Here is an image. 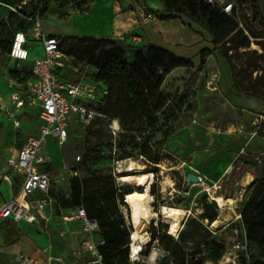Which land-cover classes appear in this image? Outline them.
Wrapping results in <instances>:
<instances>
[{"label": "rangeland", "instance_id": "rangeland-1", "mask_svg": "<svg viewBox=\"0 0 264 264\" xmlns=\"http://www.w3.org/2000/svg\"><path fill=\"white\" fill-rule=\"evenodd\" d=\"M40 1L24 0L22 7H25L27 15H31L34 8L40 7ZM165 1L171 9L173 3L170 0ZM230 1L238 7L236 17L213 23L218 46H214L213 36L200 20H193L174 11L168 12L163 0L134 2L135 17L138 23H144L138 33L145 39L144 44L130 45L122 42L120 38L129 33L127 29L113 35L112 39L125 49L128 62L133 61L137 51L146 52L149 45L167 49L189 62L188 66L170 72L162 84L164 94L172 101V115L168 121L161 119V124L165 123L162 131L150 141L153 152L161 159L157 167H148L142 158L135 160L138 149H128L132 157L117 162L121 155L119 148H114L111 153L105 145L112 141L114 146H118L121 132L116 136L110 132L109 119L101 116L91 104L88 106H92L90 109L96 114L89 121H80L74 117L64 145L59 147L56 141L49 140L53 152L64 161V170L70 171L72 167H78L80 174H86V170L81 166L83 159L102 157L98 164L91 166V170L114 173V178L120 185H125L122 177L128 176V173L124 172L123 168L119 169L118 163L125 167L128 162H136L144 168L143 172L129 176L153 174L149 187L151 216L142 233L143 251L144 245L149 241L150 226L166 223L163 207L186 211L188 216L183 223L184 228L187 220L197 218L203 211L204 203L208 202L215 203L218 208V226H210V229L213 238L225 245L226 253L217 263L205 264H250L253 251L247 245L240 214L252 191L251 183L260 179L264 172V161H259L257 165L251 163L252 158L259 159L264 156V51L258 44L260 42H257L264 41V20L258 10L257 0H244L248 13L243 10L239 0ZM99 2L86 0L82 10L74 0H64L61 5L51 2L48 11L42 16L45 32L59 36L65 45L66 37L73 34L80 35L79 37L106 38L93 35L97 32L106 34L114 20V13L109 0H105L106 3L103 4L105 9L98 12ZM262 5L264 7V0ZM91 6L92 11L89 13ZM84 13H87V17L82 15ZM142 14H153L157 21L145 22ZM72 15L80 17L73 20L69 18ZM26 21L27 29L30 30L32 23L28 19ZM234 26L244 29L250 40L248 48L228 52L236 66L235 73L224 54L229 46L226 44V36ZM29 50L31 58L44 54L41 44H30ZM205 50L208 55L203 59L201 52ZM30 67V62L17 66L7 55L0 53V165L28 136L37 131L39 125L37 107L22 108L15 119L4 110L15 112L11 101L14 92L10 87L11 72ZM73 68L74 78L86 75L91 79L93 73H96L95 69L81 61L73 64ZM15 120L19 122V126ZM241 154L248 156L246 161L249 165L260 171L258 175L245 172L241 177L238 176L239 181H236L230 178V173ZM47 170L50 172L51 168L48 167ZM51 174V191L55 198L53 206L59 209L61 200L69 195L68 183L72 175ZM189 174H196L201 178V183L186 187ZM131 186L145 192L135 184ZM10 190L16 192L18 187H0V205L9 201ZM182 194L187 196L182 197L184 202L179 205L177 201ZM34 195L40 198L38 192ZM214 196L232 198L234 201L221 209L212 199ZM124 200L127 203L126 197ZM127 208L128 211L125 208L123 211L131 223L128 203ZM60 220L62 222V219ZM4 225L5 223L0 222V228ZM130 228L133 231V226ZM152 252L156 253L155 262L150 261ZM165 254L163 247L156 242L139 264H158Z\"/></svg>", "mask_w": 264, "mask_h": 264}, {"label": "trees", "instance_id": "trees-1", "mask_svg": "<svg viewBox=\"0 0 264 264\" xmlns=\"http://www.w3.org/2000/svg\"><path fill=\"white\" fill-rule=\"evenodd\" d=\"M74 1L81 10L86 4V0ZM133 1L137 2V0ZM170 1L173 3L171 9L168 8L167 1L163 0L168 12L174 11L193 20H200L204 28L213 36L214 46H218L213 23L227 20L231 16L215 9L204 0ZM257 1L258 10L264 20L263 0ZM23 2L24 0H0V53L7 55L10 60L15 33L29 31L26 19L29 20L38 12L42 18L51 2L61 5L64 0H41L40 7L34 8L31 15H27L25 7H22ZM12 8L16 9V12ZM66 38V45L61 38L60 40L64 51L73 58L72 64L76 65L81 61L95 69L96 73H93L90 78L103 83L108 89L103 103L94 105L95 107L91 106L96 108L101 116L108 118L111 125L113 121L119 124L120 130L117 133L121 132V138L118 146H114L113 142L109 141L105 145L106 148L111 153L114 148H119L121 155L117 158V162L132 157L128 149H138L139 153L135 160L142 158L148 167H157L161 159L153 152L150 141L162 131L165 123L161 124V119L168 121L172 115V101H169L164 94L162 84L170 72L188 66L189 62L155 45H149L146 52L137 51L133 61L128 62L125 49L112 38L79 36ZM226 39V44L229 46L224 54L235 73L236 66L233 64L232 57L228 56V52L248 48L249 36L244 33V29L234 26ZM257 42H260L258 44L264 51V41ZM207 55L208 51L201 52L203 59ZM12 62L17 66L23 64ZM31 76V67L11 72V80L22 87ZM111 125L110 132H112ZM247 158L248 156L244 154L239 155V161L230 173V178L239 181V177L245 172L258 175L260 170L255 169L254 166L251 167L246 161ZM101 159L102 157L84 158L81 166L87 173L83 175L80 174L78 167L70 169L72 177L68 183L69 195L61 200L59 209L72 211L83 207L87 216L99 224L100 236L104 241V244L99 247L103 263L116 264L115 256H119L120 261L127 264V262L130 263L129 245L132 224L122 213L121 207L128 211L124 197L132 193H144V191L133 188L132 184L120 185L112 172L92 171L91 166L98 164ZM257 159L252 158L251 163L257 165L259 161H264V156ZM75 172L77 175H74ZM250 187L252 191L241 211V221L246 233L247 245L253 251L250 264H264V172L260 179L251 183ZM49 195L52 200H55L51 190ZM177 202L179 205L184 202L182 196ZM218 215L215 203L205 202L202 213L197 218L187 220L177 239L168 234V224L151 225L149 241L144 245L143 256L149 254L151 248L158 242L166 253L158 264L217 263L226 253L225 245L213 238L210 229Z\"/></svg>", "mask_w": 264, "mask_h": 264}, {"label": "built area", "instance_id": "built-area-1", "mask_svg": "<svg viewBox=\"0 0 264 264\" xmlns=\"http://www.w3.org/2000/svg\"><path fill=\"white\" fill-rule=\"evenodd\" d=\"M204 1L226 15L236 17L238 7L230 0ZM239 1L243 10L248 13L244 0ZM12 10L16 12V9L12 8ZM143 17L145 22L157 21L153 14H143ZM29 20L33 24L29 31L15 33L10 58L17 63L30 62L32 76L24 87L13 80L10 81V87L14 90L11 101L15 112L3 109L15 119L22 108L37 107L40 125L38 134L29 136L22 147L6 159L5 165L0 170V179L9 184L12 183V177L3 173L5 171L24 177L18 195L0 207V218L33 223L37 220V214L53 203L49 195L52 186L50 173L40 170V167L49 161L43 154L48 141L54 139L59 147L64 145L73 118L76 117L80 121L91 120L96 112L88 105L103 103L108 89L103 83L89 79L86 75L74 78L73 58L64 51L60 37L45 32L40 12ZM130 39L137 40L133 37ZM30 44H41L44 54L41 57L31 58ZM15 123L19 126L18 121L15 120ZM111 130L116 136L120 130L117 121H113ZM74 175L77 173L75 172ZM36 191H40L43 197L34 198L33 194ZM62 220L64 223L79 226V242L73 253L75 258L78 260L85 258L84 264H104L103 257L99 253V247L104 241L100 236L98 222L90 219L83 207L63 215ZM142 253L143 245L139 243L137 250H134L131 241L130 263L139 264L143 258ZM33 263H35L34 259H21V264Z\"/></svg>", "mask_w": 264, "mask_h": 264}, {"label": "crops", "instance_id": "crops-1", "mask_svg": "<svg viewBox=\"0 0 264 264\" xmlns=\"http://www.w3.org/2000/svg\"><path fill=\"white\" fill-rule=\"evenodd\" d=\"M98 1L100 2L98 3L99 6L97 5V11L102 12L105 9V5L103 4L106 2L105 0H96V2ZM109 1L113 8L114 16L112 17H114V20L111 22L108 30H106L107 32L104 31L106 34L97 32L93 36L101 35L102 37L113 38V35L116 32L127 29L129 30V33L121 36L120 40L122 42L130 45L144 44L145 39L138 34L144 23H138L137 17H135V12L133 11V8L135 7L134 1ZM89 8V13H91L92 6ZM86 14L87 13H84L82 15L87 17ZM56 16L59 17V14ZM78 16L79 15H72L69 18L74 20ZM76 35L77 34H73L71 36ZM130 37L136 38L137 40L130 39ZM39 125L37 131L30 136L38 134ZM52 140L55 141L54 139ZM51 144L52 143H49L48 141L43 153L49 161L47 164L41 166L40 170L49 172L47 168L50 167L51 171L49 173L51 177V173H58L59 176L68 175V173L72 175L71 171H68L67 169L64 170L66 165L64 161L61 160V157L53 152L54 149ZM19 149L20 148L17 150ZM17 150H15L14 153H16ZM5 163L6 161L0 165V170H2ZM3 173L9 174L12 177V183L9 184L0 179V187H4L5 189L12 188L13 186L18 187L16 192L10 190V201L20 192L24 177L19 175L18 177H20V179H18L16 174L9 171ZM36 192L39 193L40 198L43 197L40 191ZM34 194L33 197L38 198ZM4 203H2L0 207ZM123 210L124 207H121L122 213H124ZM70 212L71 210L69 209H55L52 203L41 211L40 214H37V220L33 223H27L25 221L14 222L9 219L0 218V222L5 223V225L0 228V264H21V259H34L35 263L33 264H84L85 258L78 260L73 254L79 242V226L77 224L64 223L63 220L62 223L60 220L63 215ZM114 262L116 264H123L120 261L119 256H115Z\"/></svg>", "mask_w": 264, "mask_h": 264}, {"label": "bare ground", "instance_id": "bare-ground-1", "mask_svg": "<svg viewBox=\"0 0 264 264\" xmlns=\"http://www.w3.org/2000/svg\"><path fill=\"white\" fill-rule=\"evenodd\" d=\"M114 127L116 128V125ZM118 167L119 169L123 168V171L128 173V176L122 177L125 181V185L135 184L138 188L145 190L144 193H132L126 196V201L130 207L131 212V224L133 226V231L131 233L130 239L133 242V249L137 250L139 243H141L144 238L142 236V233L146 229L151 216L149 206L151 195L149 194V187L153 174L129 176V174L144 171V168L138 165L136 162H128L127 164H125V167H122V163H118ZM212 199L221 209H223L226 204H232L234 201L232 198L225 199L221 196H214L212 197ZM162 209L166 214L165 222L169 225V234L174 237H178L180 231L183 229V223L188 216V213L179 208L163 207ZM218 223V220L214 221L211 225L212 228L217 227ZM155 260L156 253L152 252L150 261L155 262Z\"/></svg>", "mask_w": 264, "mask_h": 264}, {"label": "water", "instance_id": "water-1", "mask_svg": "<svg viewBox=\"0 0 264 264\" xmlns=\"http://www.w3.org/2000/svg\"><path fill=\"white\" fill-rule=\"evenodd\" d=\"M233 169H231L232 171ZM193 183H196V184H200L201 183V179L200 177H198L196 174H189L187 176V181H186V187H190ZM187 196L186 194H182V197H185Z\"/></svg>", "mask_w": 264, "mask_h": 264}]
</instances>
